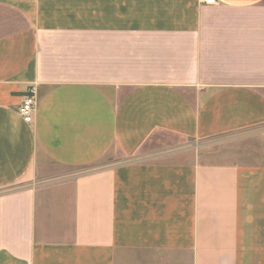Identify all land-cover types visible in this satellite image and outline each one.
<instances>
[{
	"label": "crops",
	"instance_id": "crops-1",
	"mask_svg": "<svg viewBox=\"0 0 264 264\" xmlns=\"http://www.w3.org/2000/svg\"><path fill=\"white\" fill-rule=\"evenodd\" d=\"M244 132L264 0H0V264H264V163L189 151Z\"/></svg>",
	"mask_w": 264,
	"mask_h": 264
},
{
	"label": "rangeland",
	"instance_id": "rangeland-1",
	"mask_svg": "<svg viewBox=\"0 0 264 264\" xmlns=\"http://www.w3.org/2000/svg\"><path fill=\"white\" fill-rule=\"evenodd\" d=\"M189 151L205 163L255 165L264 163V144L260 134L244 132L203 142H191ZM174 157V156H173Z\"/></svg>",
	"mask_w": 264,
	"mask_h": 264
},
{
	"label": "built area",
	"instance_id": "built-area-1",
	"mask_svg": "<svg viewBox=\"0 0 264 264\" xmlns=\"http://www.w3.org/2000/svg\"><path fill=\"white\" fill-rule=\"evenodd\" d=\"M207 5H215L216 0H201ZM36 110V100H35V88H31L27 94L24 96L22 104L18 108V114L26 123H31L33 121L34 113Z\"/></svg>",
	"mask_w": 264,
	"mask_h": 264
}]
</instances>
